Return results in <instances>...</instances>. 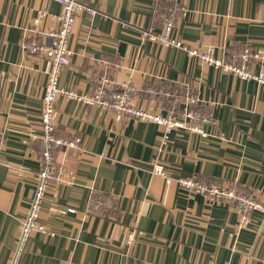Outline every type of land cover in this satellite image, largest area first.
Listing matches in <instances>:
<instances>
[{
  "label": "crops",
  "instance_id": "0c3cea01",
  "mask_svg": "<svg viewBox=\"0 0 264 264\" xmlns=\"http://www.w3.org/2000/svg\"><path fill=\"white\" fill-rule=\"evenodd\" d=\"M85 2L94 12L76 15L59 87L93 93L100 83L132 80L139 91L148 82L158 93L138 94L140 107L164 113L176 93L188 91L211 120L200 123L205 136L177 128L164 143L154 122H117L111 109L61 95L55 134L79 137V146L56 149L59 176L39 214L52 234L32 232L19 264H264L263 212L214 201L177 181L233 185L264 202V88L186 50L212 46L228 59L248 46L261 55L250 69L264 74V0ZM171 9L170 35L183 47L142 34L160 32ZM39 11L45 14L38 23ZM59 12L55 0H0V264L11 263L40 167L41 143L32 135L41 132L47 61L23 53L20 39L37 30L38 41L50 43ZM154 160L166 175L151 172ZM100 192L107 200L92 207Z\"/></svg>",
  "mask_w": 264,
  "mask_h": 264
},
{
  "label": "built area",
  "instance_id": "2783aa9c",
  "mask_svg": "<svg viewBox=\"0 0 264 264\" xmlns=\"http://www.w3.org/2000/svg\"><path fill=\"white\" fill-rule=\"evenodd\" d=\"M55 1L60 6V12L55 15L59 23L58 27L48 32V36L52 38V41L50 43L39 42L37 30H32L28 36L22 35L20 39L22 52L40 55L46 59L47 68L45 71L46 83L41 98V132L39 135H32L33 139H38L41 143L40 167L30 205L25 216L20 221L16 246L10 264H19L20 255L32 232L52 234L40 221L39 214L49 184L59 176L55 163V151L59 147L76 148L79 146V137L67 138L59 137L55 134V104L61 95L86 105L111 109L113 118L117 122L126 117L154 122L163 127L162 141L164 143L168 140L172 131L177 128H186L191 132H198L201 136H205L207 133L202 129L200 123L211 120L209 110L201 112L194 108L198 100L195 95L188 91L184 94L182 92L180 94L174 93L172 107L163 113L153 107L142 108L137 104L138 87L132 80H122L111 86H104L100 83L93 93H78L74 89L59 87V72L62 67L69 64L72 55V51L68 46V36L73 29L76 15L80 11L93 13L94 9L86 4L85 0ZM178 9L184 11L183 7H178ZM44 14V11H39L37 16L38 23L42 21ZM173 18L174 10L171 9L160 32L143 31L142 34L147 39L160 42L165 46L183 47L179 39L170 35ZM186 50L189 55L196 56L202 63L230 72L244 80H255L261 88H264V74L254 73L250 69L251 63L261 57L255 49L243 46L232 50L228 59L216 56L212 46L187 48ZM151 172L156 175H166L163 166L156 160L152 162ZM177 181L188 190L202 194L214 201L223 200L236 205L239 210H256L264 213V202L257 200L242 188L233 185H222L216 181L199 180L195 177H181ZM99 203L98 201L97 204ZM66 210L73 211L71 208ZM133 239V232L130 231L125 236V243L129 244Z\"/></svg>",
  "mask_w": 264,
  "mask_h": 264
},
{
  "label": "trees",
  "instance_id": "16d2710c",
  "mask_svg": "<svg viewBox=\"0 0 264 264\" xmlns=\"http://www.w3.org/2000/svg\"><path fill=\"white\" fill-rule=\"evenodd\" d=\"M157 8L158 7H156L155 11L157 10ZM157 88H158V85L147 82V83H145L143 88H141L139 91H137V95L138 94H140V95L144 94L148 97H155V95H157V93H158ZM40 153H41V150H40ZM40 153H39V155H40ZM107 197H108V195L106 193H102V192L96 193L92 198V201H93L92 207H93V205L96 204V202H98V200L101 201V205H102L104 203V201L107 200Z\"/></svg>",
  "mask_w": 264,
  "mask_h": 264
}]
</instances>
